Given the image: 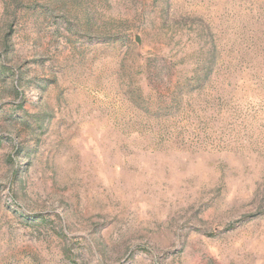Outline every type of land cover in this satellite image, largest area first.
Instances as JSON below:
<instances>
[{"label": "rangeland", "instance_id": "rangeland-1", "mask_svg": "<svg viewBox=\"0 0 264 264\" xmlns=\"http://www.w3.org/2000/svg\"><path fill=\"white\" fill-rule=\"evenodd\" d=\"M0 264H264V0H0Z\"/></svg>", "mask_w": 264, "mask_h": 264}]
</instances>
